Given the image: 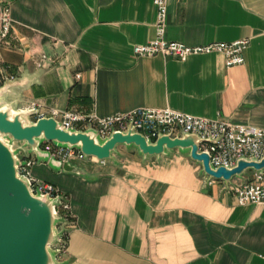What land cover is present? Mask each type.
<instances>
[{
    "label": "crops",
    "instance_id": "obj_1",
    "mask_svg": "<svg viewBox=\"0 0 264 264\" xmlns=\"http://www.w3.org/2000/svg\"><path fill=\"white\" fill-rule=\"evenodd\" d=\"M10 8L0 106L32 102L99 116L166 107L264 127V0H168L165 37L189 45L248 38L244 62L218 52L139 56L155 36L153 0H0ZM45 54L41 64L38 60ZM2 86V84H0ZM31 118V116H29ZM36 162L31 175L66 195L59 264H264V203L238 204L222 180L176 148ZM247 170L231 183H243Z\"/></svg>",
    "mask_w": 264,
    "mask_h": 264
},
{
    "label": "water",
    "instance_id": "obj_2",
    "mask_svg": "<svg viewBox=\"0 0 264 264\" xmlns=\"http://www.w3.org/2000/svg\"><path fill=\"white\" fill-rule=\"evenodd\" d=\"M9 81L10 78L5 79L0 86V95L6 91ZM37 111V108L14 111L0 106V264H59L52 246L59 236L56 225L61 218L54 207L61 197L32 191L33 179L28 180L18 173L20 160L18 150L12 148L14 141L28 146L38 162L67 171L75 167L69 161L51 157L49 151L41 148L44 141L78 148L85 157L99 161L113 159L118 145H134L143 156H160L178 148L200 163L201 171L210 179L222 180L227 185L247 170H264V156H241L232 166H213L209 152L199 149L200 143L210 138L196 133L183 132L175 136L160 133L152 141L129 125L126 130H113L110 135L101 137L93 128H65L53 116L30 119Z\"/></svg>",
    "mask_w": 264,
    "mask_h": 264
},
{
    "label": "built area",
    "instance_id": "obj_3",
    "mask_svg": "<svg viewBox=\"0 0 264 264\" xmlns=\"http://www.w3.org/2000/svg\"><path fill=\"white\" fill-rule=\"evenodd\" d=\"M153 3L156 7L155 36L146 42L134 44L133 52L136 55L152 56L162 54L183 60L191 54L218 52L224 55L227 66L244 62V50L248 45V38L197 45L167 39L165 31L168 0H153ZM11 27L10 8L6 4H0V46L9 43ZM46 58L47 56L42 54L38 64H41L42 60ZM6 70L4 61L0 58V84L5 79L11 78ZM28 108L38 109L35 114L31 115L32 120L42 116H53L65 128L73 127L81 130L93 128L99 132L101 137L110 135L113 130H126L129 125H132L135 131L141 132L152 141L160 133H170L171 136L181 135L183 132L196 133L202 138H210L209 141L201 142L199 149L209 152L213 166H232L241 156L248 158H261L264 156V127L231 123L217 118L210 119L176 110L169 106H142L104 116L56 107H50L45 112L40 110L37 102H32ZM41 148L49 151L51 157L62 161L86 158L78 148L57 146L50 141H44ZM19 160L18 173L28 180L33 179V182L30 183L33 192L39 191L51 197H61L59 203L54 207L55 213L61 220L56 225L59 236L52 246L58 257L66 247L65 225L72 217L66 195L58 192L51 183L39 181L31 175L32 165L38 162L36 157L24 156ZM251 172L245 182L229 183L227 185L228 188L233 190L238 204L264 203V170H252Z\"/></svg>",
    "mask_w": 264,
    "mask_h": 264
},
{
    "label": "rangeland",
    "instance_id": "obj_4",
    "mask_svg": "<svg viewBox=\"0 0 264 264\" xmlns=\"http://www.w3.org/2000/svg\"><path fill=\"white\" fill-rule=\"evenodd\" d=\"M32 119V118H30ZM12 148L18 150V157L19 159H21L22 157H28V156H32L35 157L36 154L34 152H29L28 146H25L23 142H17L14 141L12 143ZM125 154V155H130V154H141L139 152V150L137 149V147H135L134 145H130V146H126V145H118L116 147V151L113 152V155H117V154ZM185 154H187V152H183ZM87 158V157H86ZM89 158H94V157H89ZM85 159V158H84ZM96 159V158H95ZM97 160V159H96Z\"/></svg>",
    "mask_w": 264,
    "mask_h": 264
}]
</instances>
